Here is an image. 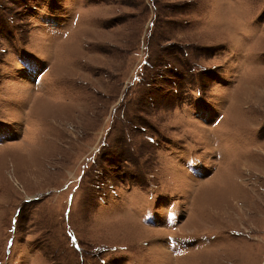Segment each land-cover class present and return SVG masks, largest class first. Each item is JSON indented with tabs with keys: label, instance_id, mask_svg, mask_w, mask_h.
Masks as SVG:
<instances>
[{
	"label": "rangeland",
	"instance_id": "1",
	"mask_svg": "<svg viewBox=\"0 0 264 264\" xmlns=\"http://www.w3.org/2000/svg\"><path fill=\"white\" fill-rule=\"evenodd\" d=\"M0 264H264V0H0Z\"/></svg>",
	"mask_w": 264,
	"mask_h": 264
}]
</instances>
